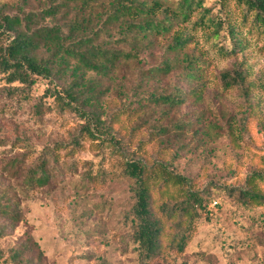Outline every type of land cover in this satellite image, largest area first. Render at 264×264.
Segmentation results:
<instances>
[{
  "label": "trees",
  "instance_id": "1",
  "mask_svg": "<svg viewBox=\"0 0 264 264\" xmlns=\"http://www.w3.org/2000/svg\"><path fill=\"white\" fill-rule=\"evenodd\" d=\"M203 1L0 0V77L7 94L29 101L35 87L44 81L41 97H51L60 115L73 114L79 120L68 129L66 138L52 139L43 133L39 146L26 131L17 130L12 138V146L17 140V147L23 150L11 152L3 165L14 183L4 184L0 179V237L21 223L27 228L0 264L45 263L22 203L35 190L48 189L78 174L79 162L89 163L76 158L85 142L98 151L111 171L128 181L130 205L124 221L140 263L164 264L159 262L166 253L184 251L208 196L196 187L190 174L173 164L175 153L169 160L161 158L159 149L154 156L148 154L146 140L138 137L145 119L142 115L147 116L148 110L157 113L152 129L160 143L169 141L171 122L161 120L184 102L187 92L197 93L198 88L197 96L201 93L206 61L188 50L192 41L188 26L205 29L213 38L224 30L231 43L225 52L234 56L245 50L248 37L264 41V0H220L219 13L214 14ZM159 43L161 59L136 78L131 93H123L124 102L106 112L103 100L109 86L103 79L112 78L129 63L138 67L141 54ZM175 70L179 77L199 79L198 87L185 90L174 83L170 90L157 86L143 90L149 81L158 84ZM87 71L97 77H86ZM218 78L222 89L238 90L251 105L247 101L255 82L249 79L244 60L235 58ZM33 107L34 114H42L43 104ZM138 113L141 120L133 122ZM228 132H233L230 127ZM102 163L94 172L85 167L79 184L101 182L105 174ZM262 181L264 168L254 169L241 185L224 188L241 205L264 207Z\"/></svg>",
  "mask_w": 264,
  "mask_h": 264
},
{
  "label": "rangeland",
  "instance_id": "2",
  "mask_svg": "<svg viewBox=\"0 0 264 264\" xmlns=\"http://www.w3.org/2000/svg\"><path fill=\"white\" fill-rule=\"evenodd\" d=\"M203 4L213 14L219 13L220 0H204ZM229 7L233 11V2ZM233 16L238 19L234 11ZM187 32L192 38L188 50L206 61L202 91L199 96L198 88L197 93L187 92L184 102L161 120L171 122L169 141L160 143L159 135L153 131L151 125L157 122L158 114L152 110L147 111V116L142 115L145 119L138 137L146 140L148 154L154 156L159 149L161 158L169 160L175 153L173 164L193 177L196 187L208 196V203L197 216L184 251H170L159 263L264 264V207L241 205L224 188L241 185L254 169L264 168V41L248 37L245 50L234 56L225 52L231 43L224 30L217 38L210 37L205 29L188 26ZM160 46L159 43L142 53L138 67L129 63L117 69L112 78L103 79L109 86L103 100L106 112L124 102L123 93H131L136 78L161 59ZM235 58L245 61L249 79L255 82L247 101L251 105L245 103L238 90H224L220 86L219 72ZM178 73L175 70L161 77L158 84L151 80L143 90L154 86L170 90L174 83L185 90L198 87L199 79L188 80ZM85 76L97 77L91 71ZM45 87L46 83L41 81L32 99L20 101L7 94L0 77V179L4 184L14 183L3 167L6 158L11 152L23 150L17 147V140L12 146L17 130L32 133L39 146L43 133L52 139L66 138L68 129L79 121L73 114L60 115L51 97L42 98ZM35 103L43 104L41 115L34 114ZM139 114L133 122L141 120ZM229 127L233 132H228ZM76 158L89 163L79 162L78 174L48 189L35 190L22 203L30 232L44 251V264H141L124 221L130 205L128 181L111 171L98 151L86 142ZM100 163L105 169L102 181L80 185L84 168L91 167L94 172ZM261 185L264 188V181ZM26 228L21 223L12 233L0 237V263Z\"/></svg>",
  "mask_w": 264,
  "mask_h": 264
}]
</instances>
